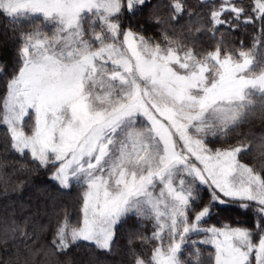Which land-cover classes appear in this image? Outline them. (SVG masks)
Masks as SVG:
<instances>
[{
  "label": "snow or ice",
  "instance_id": "1",
  "mask_svg": "<svg viewBox=\"0 0 264 264\" xmlns=\"http://www.w3.org/2000/svg\"><path fill=\"white\" fill-rule=\"evenodd\" d=\"M149 4L0 0V14L14 24L39 19L52 26L51 35L36 28L19 37L17 67L0 97L11 149L51 168L48 179L60 190L82 189L77 223L65 213L48 247L62 254L86 242L110 252L117 228L134 217L153 226L141 240L156 242L150 258L135 264H203L202 245L214 249L212 264H264V164L243 162L250 151L243 140L227 144L255 108L264 110V68L254 71V50L264 49V0L214 5L213 36L221 26L238 31L257 21L261 35L248 51L243 41L241 50H229L221 40L206 54L192 48L181 54L167 37L162 47L122 27L123 14ZM173 8L186 11L180 3ZM218 141L227 146L216 147ZM235 202L255 205L254 229L202 226L214 208ZM36 239L27 220L24 227L6 221L0 252L10 255L0 264H30L40 251Z\"/></svg>",
  "mask_w": 264,
  "mask_h": 264
},
{
  "label": "trees",
  "instance_id": "2",
  "mask_svg": "<svg viewBox=\"0 0 264 264\" xmlns=\"http://www.w3.org/2000/svg\"><path fill=\"white\" fill-rule=\"evenodd\" d=\"M221 0H150L136 15L127 13L120 17L122 27L132 26L134 31L152 42L165 46L167 40L172 46H179L180 51L192 48L198 54H206L215 49L223 40L229 49L248 51L253 48L255 37L261 35L262 23L241 24L238 31H229L221 26L212 35L213 25L208 22V14L213 6H218ZM253 0H243V4L251 6ZM180 3L186 9L182 13L174 11L173 6ZM195 15L189 16V13ZM175 17V19H173ZM152 21V22H150ZM42 23L36 19L30 22L14 24L10 18L0 14V67L7 65L0 74V97L5 94L7 80L17 67V51L21 46L19 37L25 32L33 31ZM142 26V27H141ZM15 31H12V29ZM258 67L257 73L264 68V49L257 46L254 50ZM253 99L259 100L257 96ZM28 129L26 128V131ZM250 145V151L243 162L250 166L264 164V110L259 107L246 122L237 127L227 144L234 145L238 141ZM216 147L227 146L224 141H218ZM51 168L44 169L34 163L30 154H18L11 149L10 138L6 126L0 125V230L5 222L15 220L24 227L27 220V231L34 233L36 243L34 247L40 249L37 255L30 259V264H135L137 258L149 259L155 241L141 240L149 237L153 231L152 223L142 221L137 223L133 217L117 228L114 245L110 252L97 249L86 242H79L71 246L66 252L57 254L49 249L48 245L53 232L60 222L64 220L65 213L76 224L79 218L82 189L73 184L70 189L60 190L48 179ZM204 203L209 199L208 194L201 188ZM244 202H235L231 206H219L213 209V215L203 227L215 225L221 227L228 224L232 227L255 228L258 214L255 205L249 208L242 207ZM200 210L202 204L195 206ZM203 235L194 236L193 239L203 240ZM133 242L129 244V240ZM203 264H212L209 259L214 255L211 245L200 246ZM10 253L0 252V258L8 259ZM22 256L26 253L22 252ZM190 250L185 251L181 259H186Z\"/></svg>",
  "mask_w": 264,
  "mask_h": 264
},
{
  "label": "rangeland",
  "instance_id": "3",
  "mask_svg": "<svg viewBox=\"0 0 264 264\" xmlns=\"http://www.w3.org/2000/svg\"><path fill=\"white\" fill-rule=\"evenodd\" d=\"M36 28H41L42 31L48 35H51L52 34V26L51 25H48V26H43L42 23H40L39 25H37ZM35 28V29H36ZM182 54V52H181Z\"/></svg>",
  "mask_w": 264,
  "mask_h": 264
}]
</instances>
